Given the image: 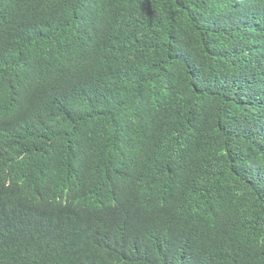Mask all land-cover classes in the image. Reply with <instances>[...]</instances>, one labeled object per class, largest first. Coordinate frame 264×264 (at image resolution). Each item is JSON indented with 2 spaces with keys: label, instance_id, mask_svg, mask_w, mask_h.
Instances as JSON below:
<instances>
[{
  "label": "trees",
  "instance_id": "1",
  "mask_svg": "<svg viewBox=\"0 0 264 264\" xmlns=\"http://www.w3.org/2000/svg\"><path fill=\"white\" fill-rule=\"evenodd\" d=\"M0 264H264V0H0Z\"/></svg>",
  "mask_w": 264,
  "mask_h": 264
}]
</instances>
